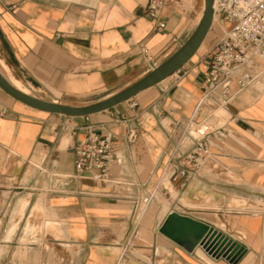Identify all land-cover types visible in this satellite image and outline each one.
I'll list each match as a JSON object with an SVG mask.
<instances>
[{"label": "crops", "instance_id": "1", "mask_svg": "<svg viewBox=\"0 0 264 264\" xmlns=\"http://www.w3.org/2000/svg\"><path fill=\"white\" fill-rule=\"evenodd\" d=\"M163 15L166 27L155 31L147 0H0V72L41 99L96 103L165 60L198 23L178 5ZM218 40L88 116L37 109L0 87V264H264V60L259 79L227 104L218 93L204 99L207 54ZM88 126L112 137L122 160L110 170L117 182L77 174L74 147ZM190 130L205 131L209 155L186 179L175 165L193 145ZM166 180L176 193L170 212L241 244L237 262L200 245L188 251L159 231L169 200L149 207L158 189L170 194ZM142 201L147 210L137 214Z\"/></svg>", "mask_w": 264, "mask_h": 264}, {"label": "built area", "instance_id": "2", "mask_svg": "<svg viewBox=\"0 0 264 264\" xmlns=\"http://www.w3.org/2000/svg\"><path fill=\"white\" fill-rule=\"evenodd\" d=\"M181 1L147 0V13L153 21V30L165 29L164 10ZM213 7L214 17H223L229 23L230 31L207 54L208 71L202 83L204 99L218 93L220 103L227 104L263 73L259 68V61L264 60V0H214ZM140 50L151 63L154 62V57L145 44H140ZM233 83L236 85L235 89ZM191 123L190 119L186 126L189 127ZM87 128L89 131L74 147L77 174H88L96 181H115L111 178L110 170L113 163H121L122 160L114 153L112 137L96 133L91 130L92 126ZM188 135L193 139V145L190 151L178 156L179 162L175 165V176L186 179L197 172L209 155L205 131L198 130L194 133L190 130Z\"/></svg>", "mask_w": 264, "mask_h": 264}, {"label": "water", "instance_id": "3", "mask_svg": "<svg viewBox=\"0 0 264 264\" xmlns=\"http://www.w3.org/2000/svg\"><path fill=\"white\" fill-rule=\"evenodd\" d=\"M213 4L214 0H205V9L199 23L188 39L171 55L158 65H154L148 73L131 85L96 103L71 105L41 99L12 84L1 72L0 87L15 99L31 107L52 113L77 117L110 109L175 73L198 51L213 24ZM159 231L188 251L200 245L214 257H224L231 262H237L245 251L241 244L222 231L176 210L165 216L159 226Z\"/></svg>", "mask_w": 264, "mask_h": 264}, {"label": "rangeland", "instance_id": "4", "mask_svg": "<svg viewBox=\"0 0 264 264\" xmlns=\"http://www.w3.org/2000/svg\"><path fill=\"white\" fill-rule=\"evenodd\" d=\"M178 8L181 9V11L187 17V21H189L193 25H195L197 20H198V17H200V15L203 11V0H182L181 3L178 4ZM213 23H214V21H213ZM214 27H215V29H213V31L210 33V35L207 36V38L205 39V44H204L203 48L201 49V51H206L207 49H209L214 44L213 43L214 40L220 39L222 36H224L227 32L230 31V25L223 17L217 16V18L215 19ZM215 35H216V37H215ZM210 38H213V41L210 42ZM218 108L219 109L217 111V115L220 118H222L223 116L225 117L227 115L226 112L220 111L222 109V107L219 106ZM165 185L171 191L170 194H166L164 190L162 191V190L158 189L153 194V200L151 201L152 204L149 207V208H151L152 206H154L155 209H157L158 208L157 204L161 203V200H163V198L169 200V205L167 206V212L164 215H162L163 217H165L170 212L171 202L173 201V199L176 196L174 188L171 185V183L169 182V180L165 181ZM235 203H239V202L236 201ZM143 209L147 210V206H146V202L142 201L140 203L136 213L140 214L143 211ZM145 213H147V211H145Z\"/></svg>", "mask_w": 264, "mask_h": 264}, {"label": "bare ground", "instance_id": "5", "mask_svg": "<svg viewBox=\"0 0 264 264\" xmlns=\"http://www.w3.org/2000/svg\"><path fill=\"white\" fill-rule=\"evenodd\" d=\"M204 9H205V0H203V11H202L200 17H198V23H199L200 19H201L202 16H203ZM214 18H216V17H214ZM214 18H213V19H214ZM198 23H197V24H198ZM203 42H204V41H203ZM201 45H202V44H201ZM3 66H4L5 68H7V66H6L4 63H3ZM12 80H13V84H14L15 86H17L18 88H20L21 90H23V91H25V92L28 91L26 88H24V87L21 85V83H20L18 80H16V79H12Z\"/></svg>", "mask_w": 264, "mask_h": 264}]
</instances>
